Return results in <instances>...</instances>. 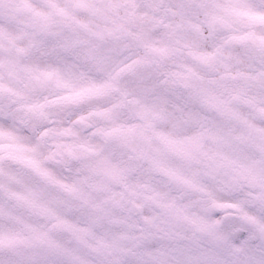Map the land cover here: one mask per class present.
Returning <instances> with one entry per match:
<instances>
[{
  "label": "rangeland",
  "instance_id": "rangeland-1",
  "mask_svg": "<svg viewBox=\"0 0 264 264\" xmlns=\"http://www.w3.org/2000/svg\"><path fill=\"white\" fill-rule=\"evenodd\" d=\"M262 116L264 0H0V264H264Z\"/></svg>",
  "mask_w": 264,
  "mask_h": 264
},
{
  "label": "flooded vegetation",
  "instance_id": "flooded-vegetation-1",
  "mask_svg": "<svg viewBox=\"0 0 264 264\" xmlns=\"http://www.w3.org/2000/svg\"><path fill=\"white\" fill-rule=\"evenodd\" d=\"M247 238H249L248 232L240 241H228L223 252H218L216 257L215 255H212V258H209L208 264H216L218 261H225V263L228 264H245V242L247 241ZM177 251L178 261L176 264H196L194 259L198 256L191 254V246L189 242L181 240L177 247ZM149 261L150 259L148 256L145 264H149ZM124 262H127V256L125 257Z\"/></svg>",
  "mask_w": 264,
  "mask_h": 264
}]
</instances>
